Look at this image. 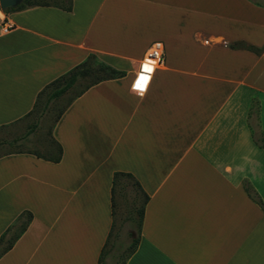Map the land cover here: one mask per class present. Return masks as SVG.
Listing matches in <instances>:
<instances>
[{"label": "crops", "instance_id": "crops-1", "mask_svg": "<svg viewBox=\"0 0 264 264\" xmlns=\"http://www.w3.org/2000/svg\"><path fill=\"white\" fill-rule=\"evenodd\" d=\"M70 1L0 7V127L89 54L124 75L64 107L49 131L58 161L0 155V236L32 215L0 264H110L114 249L99 257L116 226L115 172L147 195L139 229L128 207L137 243L123 264H264L251 197L264 204V0ZM155 40L164 61L141 73Z\"/></svg>", "mask_w": 264, "mask_h": 264}, {"label": "trees", "instance_id": "trees-1", "mask_svg": "<svg viewBox=\"0 0 264 264\" xmlns=\"http://www.w3.org/2000/svg\"><path fill=\"white\" fill-rule=\"evenodd\" d=\"M255 3L264 6V2L255 1ZM31 5H47V3H37L34 2V0H23L19 4H17L14 7H9L5 11H12V10H19L22 8H25L27 6ZM63 9L69 10L71 8V1L65 0ZM230 47L236 48V47H242L249 50H252L254 52H259L260 49L246 44L243 41H237L229 44ZM124 71L118 70L100 60L94 55L89 54L84 61L70 69L65 74L59 76L55 80L49 82L37 95V99L35 101L34 109L38 106L40 98L42 95H46V103H49L52 100L58 99L60 96H62L64 93L69 91L74 85L78 84L82 81H84L82 87L76 92L67 102V104L77 95L82 93L85 89H87L89 86H91L94 83H97L101 80L105 79H111L116 78L119 76H123ZM66 104V105H67ZM65 105V106H66ZM64 106V107H65ZM64 107L59 111L57 114L56 119L59 117L61 111L64 109ZM33 109V110H34ZM56 149L55 153L49 156H44L43 154L33 152L39 157H47V159H50L52 161H58L61 156V147L58 144H55ZM125 179L124 181H121V179ZM112 211L113 214L115 212L116 208V201H115V195L121 194L124 196V190L130 186L131 190L133 191V198L131 201V207H130V213L133 212L136 218V223L138 229L141 226L142 221V215H143V208L144 204L147 201V195L142 192L138 182L129 174L126 172H115L113 175V182H112ZM140 196L141 201L137 203L138 197ZM253 200H255L261 207V209L264 212V204L259 198H255L253 195H251ZM31 213L29 211H23L17 219L6 228V230L1 234L0 236V255L7 251L14 241L19 237V235L25 230L27 227L29 221L31 220ZM112 234V232H111ZM110 236V233H109ZM137 240L131 241V243L128 246V250L126 255L122 257V259L117 264H123L125 259L129 257V255L134 251L136 247ZM106 244H108V239L105 242V245L103 246L99 260L102 261V258L106 252Z\"/></svg>", "mask_w": 264, "mask_h": 264}, {"label": "rangeland", "instance_id": "rangeland-1", "mask_svg": "<svg viewBox=\"0 0 264 264\" xmlns=\"http://www.w3.org/2000/svg\"><path fill=\"white\" fill-rule=\"evenodd\" d=\"M37 3H65V0H34ZM84 81L74 85L69 91L64 93L56 100L46 103V95H42L38 106L20 122L0 127V155L12 151L27 150L34 151L43 155L54 154L55 150L51 148L49 131L59 113L67 104L68 100L82 87ZM131 192V190H130ZM133 195L124 190V196L117 198L116 201V226L113 230L112 239L109 240L106 252L114 249L110 255V264L118 263L127 253L130 235L127 234L128 226L124 221L128 215V207L131 204ZM137 203L141 201L138 197ZM120 230V232H119ZM120 234H118V233ZM132 236L135 237L136 227L132 230ZM106 254V253H105Z\"/></svg>", "mask_w": 264, "mask_h": 264}, {"label": "built area", "instance_id": "built-area-1", "mask_svg": "<svg viewBox=\"0 0 264 264\" xmlns=\"http://www.w3.org/2000/svg\"><path fill=\"white\" fill-rule=\"evenodd\" d=\"M164 61V46L160 40L153 41L147 48L141 62L140 72L148 73V68L158 64H162Z\"/></svg>", "mask_w": 264, "mask_h": 264}, {"label": "water", "instance_id": "water-1", "mask_svg": "<svg viewBox=\"0 0 264 264\" xmlns=\"http://www.w3.org/2000/svg\"><path fill=\"white\" fill-rule=\"evenodd\" d=\"M22 0H0V7L2 9L8 8V7H14L17 4H19Z\"/></svg>", "mask_w": 264, "mask_h": 264}]
</instances>
